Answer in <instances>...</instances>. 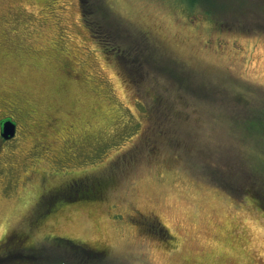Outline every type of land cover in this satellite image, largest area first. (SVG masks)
Instances as JSON below:
<instances>
[{"label":"rangeland","instance_id":"1","mask_svg":"<svg viewBox=\"0 0 264 264\" xmlns=\"http://www.w3.org/2000/svg\"><path fill=\"white\" fill-rule=\"evenodd\" d=\"M8 118L0 264H264V0H0Z\"/></svg>","mask_w":264,"mask_h":264},{"label":"water","instance_id":"2","mask_svg":"<svg viewBox=\"0 0 264 264\" xmlns=\"http://www.w3.org/2000/svg\"><path fill=\"white\" fill-rule=\"evenodd\" d=\"M15 131V123L11 119H6L1 122L0 125V134L4 138H9L14 134Z\"/></svg>","mask_w":264,"mask_h":264},{"label":"flooded vegetation","instance_id":"3","mask_svg":"<svg viewBox=\"0 0 264 264\" xmlns=\"http://www.w3.org/2000/svg\"><path fill=\"white\" fill-rule=\"evenodd\" d=\"M79 181H80V178H75L73 182L69 183L70 185L73 184V186H79ZM95 191V188L94 187H91V194L90 195H94V192ZM98 191V189H97ZM153 228H151L152 230ZM6 240H11L10 238H6ZM9 243V242H8Z\"/></svg>","mask_w":264,"mask_h":264},{"label":"trees","instance_id":"4","mask_svg":"<svg viewBox=\"0 0 264 264\" xmlns=\"http://www.w3.org/2000/svg\"><path fill=\"white\" fill-rule=\"evenodd\" d=\"M97 33H98V31H97ZM103 42L105 43V44H107V41L106 40H104L103 39ZM108 47V46H107ZM108 49H110V47H108ZM112 49H113V47H112ZM85 180H89V179H85ZM90 181H85V184L84 185H86V184H88V186L92 183H89Z\"/></svg>","mask_w":264,"mask_h":264}]
</instances>
